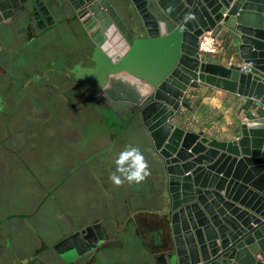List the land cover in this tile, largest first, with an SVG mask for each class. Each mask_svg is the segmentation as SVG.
<instances>
[{"label":"crops","instance_id":"1","mask_svg":"<svg viewBox=\"0 0 264 264\" xmlns=\"http://www.w3.org/2000/svg\"><path fill=\"white\" fill-rule=\"evenodd\" d=\"M42 1L52 23L46 17L39 28L31 2L5 20L9 28L0 35V158H6L3 168L24 174L27 185L25 201L14 202L12 211L1 207L0 194V264H26L36 256L46 264H91L94 244L65 256L54 246L98 221L106 235L99 247L131 225L155 264L171 253L176 261L169 175L141 110L179 61L181 28L151 37L142 23L126 25L134 45L112 63L67 0ZM213 31L222 48L203 59L238 69L239 39L226 28ZM263 115L262 100L199 81L188 86L171 121L208 140L231 141L243 123ZM128 144L141 149L151 175L140 185L116 187L109 173Z\"/></svg>","mask_w":264,"mask_h":264},{"label":"water","instance_id":"2","mask_svg":"<svg viewBox=\"0 0 264 264\" xmlns=\"http://www.w3.org/2000/svg\"><path fill=\"white\" fill-rule=\"evenodd\" d=\"M128 1L149 36L165 34L176 27L182 31L176 67L141 110L144 125L169 175L177 264H264V115L243 123L240 137L231 141L208 140L171 121L188 86L199 81L264 103V0ZM31 2V16L37 26L45 27L46 17L52 23L42 0H0V23ZM67 2L94 44L112 63H117L134 45L133 35L110 0ZM217 27L228 29L240 41L243 65L234 71L205 61L196 43L192 52L186 50L189 38L197 42L203 31ZM187 56L195 60L193 71L186 72L189 80H182L176 88L169 87L178 72L184 70ZM162 91L173 99L169 107H164L163 101L167 100L161 97ZM174 177L177 187L173 186ZM80 234L59 241L54 249L61 254L62 242L69 240L79 255L85 243L80 238L73 240ZM172 255L163 264H172ZM26 264L46 263L35 257Z\"/></svg>","mask_w":264,"mask_h":264},{"label":"rangeland","instance_id":"3","mask_svg":"<svg viewBox=\"0 0 264 264\" xmlns=\"http://www.w3.org/2000/svg\"><path fill=\"white\" fill-rule=\"evenodd\" d=\"M110 2L129 28H141V21L137 13L131 8V6L129 7L126 0H110ZM28 5L29 4H26L27 7ZM8 28L9 26L6 21H2L0 23L1 37L3 36L2 34L8 30ZM36 43H33L32 47H36ZM179 43L181 44V41ZM221 46L222 44L220 42L219 51L222 48ZM201 57L203 58V55ZM20 59L21 58L18 56L13 58V67L15 70H17L16 75H20V71L17 66V64L20 62ZM5 159L4 157L0 158V194L2 193V195L6 197H3L1 207H6L5 211L8 212L14 209L10 208L14 202L25 201L24 197L27 185L25 175L20 173L17 168H3V162ZM28 203H31V198L28 200ZM48 223L49 222L46 224ZM101 225L102 223L98 221L93 222L90 225H86V227L91 228L93 226L96 227ZM114 237L115 239L112 241L110 238L109 240L106 239V243L104 245L92 250V254L90 256L92 257L91 264H155L153 253L149 248L144 247L140 243L139 234L136 233L133 226L130 225L128 230H125L124 232L114 231ZM172 264H177V262L173 261Z\"/></svg>","mask_w":264,"mask_h":264},{"label":"clouds","instance_id":"4","mask_svg":"<svg viewBox=\"0 0 264 264\" xmlns=\"http://www.w3.org/2000/svg\"><path fill=\"white\" fill-rule=\"evenodd\" d=\"M189 18H191L189 16ZM187 19V18H186ZM115 168L109 173L110 182L121 187L128 185H140L151 175L148 160L138 146L128 144L114 158Z\"/></svg>","mask_w":264,"mask_h":264},{"label":"flooded vegetation","instance_id":"5","mask_svg":"<svg viewBox=\"0 0 264 264\" xmlns=\"http://www.w3.org/2000/svg\"><path fill=\"white\" fill-rule=\"evenodd\" d=\"M103 230L104 229H103L102 225L101 226H96V227L93 226L91 228H87L85 226V227H82L81 229H79L78 231H75L72 234L68 235L67 237L70 236V237L73 238V237H76V236H74L75 234L81 233L80 236L77 235L78 239L75 238L73 241H78L79 238H80V239H82L81 240L82 243H89L90 245L94 244V248L93 249H96V248H99V243L101 241V238L106 236L105 232H103ZM67 237H64L63 239H61V241L64 240L65 238H67ZM78 247L80 248V245ZM71 249H73V246H72L71 242L68 240L67 242H62V244H61V246L59 248V251H60L61 254H63L65 256V255H67L66 253H68ZM80 249H83V248H80ZM36 257H38V256H36Z\"/></svg>","mask_w":264,"mask_h":264},{"label":"bare ground","instance_id":"6","mask_svg":"<svg viewBox=\"0 0 264 264\" xmlns=\"http://www.w3.org/2000/svg\"><path fill=\"white\" fill-rule=\"evenodd\" d=\"M193 36V35H192ZM122 39L124 40V36L122 37ZM197 39H198V37H197ZM196 43V45H197V42H195L193 39H192V37L191 38H189L188 39V42L186 43V50L188 51V52H192V48H194L195 47V44ZM195 66V60L194 59H192L191 57H186L185 58V63H184V65H182V67L184 68V70H181L180 72H178V74H177V76H175L174 77V79L168 84L169 85V87H171V88H176L178 85H180V84H182V80L184 81H188L189 80V78H188V74L186 73L187 71H193V67ZM186 74H185V73ZM181 76V77H180ZM161 97L162 98H164L165 100H167L166 102L165 101H163L164 103H165V105L166 106H164V107H169L170 106V104H171V102H172V97L168 94V92L166 91V92H161ZM156 108V107H155ZM170 147H172V148H175L173 145H171ZM183 175H185V174H183ZM179 178H180V176H178ZM178 178V179H179ZM177 178H175L174 177V182H176V181H178V180H176ZM181 182H182V180H181ZM177 184H178V182H176V183H174V185L173 186H175V187H177ZM177 194V193H176Z\"/></svg>","mask_w":264,"mask_h":264},{"label":"built area","instance_id":"7","mask_svg":"<svg viewBox=\"0 0 264 264\" xmlns=\"http://www.w3.org/2000/svg\"><path fill=\"white\" fill-rule=\"evenodd\" d=\"M219 48H220L219 38L213 30L203 31L198 36L197 51L200 56L215 55L219 52Z\"/></svg>","mask_w":264,"mask_h":264}]
</instances>
